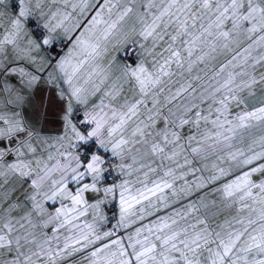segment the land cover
Returning <instances> with one entry per match:
<instances>
[{"label": "snow or ice", "instance_id": "obj_1", "mask_svg": "<svg viewBox=\"0 0 264 264\" xmlns=\"http://www.w3.org/2000/svg\"><path fill=\"white\" fill-rule=\"evenodd\" d=\"M0 264H264V0H0Z\"/></svg>", "mask_w": 264, "mask_h": 264}]
</instances>
